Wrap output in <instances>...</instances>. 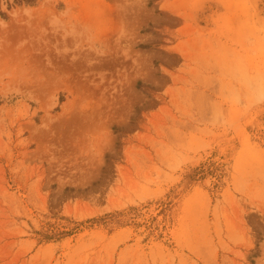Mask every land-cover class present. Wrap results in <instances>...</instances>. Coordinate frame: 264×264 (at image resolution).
Wrapping results in <instances>:
<instances>
[{
	"label": "rangeland",
	"instance_id": "374dc122",
	"mask_svg": "<svg viewBox=\"0 0 264 264\" xmlns=\"http://www.w3.org/2000/svg\"><path fill=\"white\" fill-rule=\"evenodd\" d=\"M0 264H264V0H0Z\"/></svg>",
	"mask_w": 264,
	"mask_h": 264
},
{
	"label": "trees",
	"instance_id": "16d2710c",
	"mask_svg": "<svg viewBox=\"0 0 264 264\" xmlns=\"http://www.w3.org/2000/svg\"><path fill=\"white\" fill-rule=\"evenodd\" d=\"M21 2L22 1H25V2H28V3H33V2H35L36 0H20Z\"/></svg>",
	"mask_w": 264,
	"mask_h": 264
}]
</instances>
